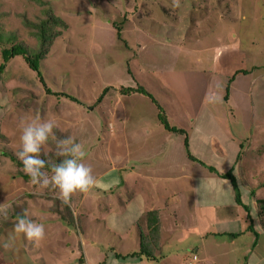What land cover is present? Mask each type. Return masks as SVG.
<instances>
[{
  "label": "rangeland",
  "instance_id": "374dc122",
  "mask_svg": "<svg viewBox=\"0 0 264 264\" xmlns=\"http://www.w3.org/2000/svg\"><path fill=\"white\" fill-rule=\"evenodd\" d=\"M46 1L67 29L37 64L38 73L16 56L0 75V204L13 202L7 219L0 217V237L11 233L7 230L17 215L27 214L44 224L45 238L39 243L20 238L26 246L1 249L2 258L11 254L10 264H15L26 254V264H68L70 255L63 244L87 237L88 242L94 241L86 246L88 264H108L110 257L121 264H188L195 250L202 264H231L233 254H221L217 243L232 226L214 225L211 217L214 221L234 218L233 212L238 211L248 222V214L237 205L233 190L223 204L214 195L199 194L201 184L225 181L199 164L230 173L240 187V201L250 212L245 193L255 195L252 187L264 181V125L255 124V115L246 109L247 104L259 103L260 97L255 91L260 88L254 83L257 74L247 76L246 70L264 64V0ZM42 9L36 0H0V64L3 48L21 45L29 54L37 50L34 29L26 22L36 23ZM115 28L120 29L119 35ZM138 88L152 97L171 126L175 113H195L189 117L192 131L207 128L213 108H219L221 115L227 108L219 139L232 134L229 147L238 150L234 163L229 162L230 152L217 155L212 150L208 140L212 135L197 143L185 131L172 134L167 142L152 137L153 120L162 128L154 105L140 94L126 92ZM33 116L53 120L57 139L71 136L83 143L85 163L94 176L117 177L119 184L108 192L74 193L68 204L54 191L32 185L15 153L20 122ZM184 138L198 163L187 159ZM138 154L148 159L140 161L146 164L140 176L137 166L144 164L133 161ZM41 158L49 165L59 163L54 142L44 147ZM226 181L223 187H231ZM256 195L264 196V189L258 188ZM65 205L74 222L72 227L60 228L54 221H61L58 215H65ZM147 207L158 213L161 223L156 263L137 255L138 227L144 226ZM38 209L44 214H38ZM57 231H69L70 236ZM230 249L238 250L239 245ZM124 256H128L125 261Z\"/></svg>",
  "mask_w": 264,
  "mask_h": 264
},
{
  "label": "clouds",
  "instance_id": "9594fccd",
  "mask_svg": "<svg viewBox=\"0 0 264 264\" xmlns=\"http://www.w3.org/2000/svg\"><path fill=\"white\" fill-rule=\"evenodd\" d=\"M53 129H56L55 122L51 119L45 120L41 116L22 119L20 122L19 150L15 155L32 185L54 191L58 199L68 204L74 193H87L92 189L108 192L119 184L117 177L97 179L92 167L85 163L87 151L84 144L76 142L71 136L57 139ZM50 141L54 142L55 155L60 160L59 163H52L50 167H46L47 162L41 158V151ZM46 168L49 170L46 171ZM227 183L225 180L219 184L215 181L201 184L199 194L202 197L214 195L216 201L223 204L229 199L232 191L230 186L223 188ZM12 208L13 202L0 204V217L7 219ZM17 236L39 243L45 238V226L35 222L27 214L17 215L11 233L7 237H0V249L12 248ZM195 256H192L190 263L193 258L197 261ZM108 264L121 262L110 257Z\"/></svg>",
  "mask_w": 264,
  "mask_h": 264
},
{
  "label": "crops",
  "instance_id": "0c3cea01",
  "mask_svg": "<svg viewBox=\"0 0 264 264\" xmlns=\"http://www.w3.org/2000/svg\"><path fill=\"white\" fill-rule=\"evenodd\" d=\"M251 43H254V42H251ZM246 71H247V76L251 75V74H257V78L255 79L254 83L257 81V83H258V85L260 87V88H258V87L255 88V91H257L260 94L259 103H255V105L247 104L248 106L246 107V109L248 108L255 115V120H256V122L254 120L255 124L260 123L261 125H264V64L262 63V65L260 67H256L255 66L253 68H249ZM242 76H244V74ZM233 81H234V79H233ZM143 97H145V96H143ZM146 99L149 100V104H153L154 105V109L153 110H155V115H156V117L158 119L159 109H158L157 103L155 101L153 102L148 97H146ZM141 101H143V100H141ZM145 102H147V101H145ZM234 102L236 103V105H239L238 101H234ZM143 105H145V104H143ZM197 106L199 107V103L194 105V107H197ZM229 106L230 107H234L235 110L237 108L239 109V106H235V105L231 106L230 104H229ZM188 108L190 109V106H188ZM254 108L259 109V111H255ZM246 109L244 111H246ZM218 110H219V108H213L212 109L211 113L209 114V122L207 123V128L206 129L200 128V131H198V130L192 131V129H194V127H191V124H190L189 117L194 116L195 113L193 115H191V116H187L185 114L182 115L181 113L180 114L175 113L173 115V120L171 122V123L174 124V126H171L170 122H168V120H167V122H168V124L171 127L176 128V129L178 128L180 131H185L187 133V136L190 135L189 139H190L191 142H192V140L193 141L197 140L196 141V143H197V142H199L198 139L208 138L207 137L208 135H212V136H210V138H208V140L210 141V144L212 145V150L213 151L216 150L217 155H219L221 153L224 154L226 152H230V155L232 156V158H231V160L229 162H230V164H232V163H234L235 158L237 157L238 150L235 147H233V148L229 147V146L233 145L232 144V139H233L232 134L228 138H226L224 140L223 139H219L220 137H222V133L220 132L219 125H220V122L222 121L221 119L226 117V116L224 117V115L226 114L227 108L224 109V113L225 114H223V115H221ZM197 111H196V113H197ZM234 111H232V112H234ZM153 113H154V111L152 112V115H153ZM241 113L242 114L244 113L243 110H242ZM155 115H154V117H155ZM165 117H166V115H165ZM166 119H167V117H166ZM153 122H154V126L151 129V133H150L152 137H156V136L162 137L165 141L168 140L170 137H172L173 133H171L169 131H166L162 125H161L162 128L158 127L156 122H155V120H153ZM249 123L252 124V120ZM208 125H210L211 127L214 126V128H210L209 129ZM223 133L227 134L228 131L225 129V130H223ZM196 143H195V145H196ZM174 145H178V144L175 143ZM226 146H227V148H226ZM136 148H137V150L139 149L138 146ZM219 149H220V151H218ZM145 151H148L147 147L145 148ZM213 154H214V152H213ZM187 159H188V157H187ZM147 160L148 159H146L144 156H142L140 154H138L137 156H135L133 158V161H135V164H144V165L137 166L138 168L141 167V169L138 172L139 176H140V174L144 173V169L142 167L146 166L145 163L140 162V161L148 162ZM190 162H192V161H190ZM201 164H203V163L200 162L199 166H201L204 169H207L205 166H202ZM146 171H147V169H146ZM130 173H131V171H130ZM183 173H186V171L183 172ZM209 175H210V173H209ZM236 177H242V176H237V174H236ZM120 178H121V176H120ZM248 179H249V177H248ZM250 179L253 180L254 178L251 177ZM252 183H254V182H252ZM263 184H264V181L261 182L260 185L256 184L255 187H252V188H255L256 189V193H257L258 188L264 189V185ZM223 188L226 189L227 187H223ZM243 191L244 192L247 191L246 186L244 187ZM256 193H255V201L250 196V195H252V193H250V194L245 193L248 196L249 200L244 202V204L245 203L249 204V208H250V213L249 214H251L250 218H251V220L253 222L252 223L253 231H249L248 230L249 224H248V222L246 220V215L242 214V213H239L238 211L237 212H235V211L233 212V217L234 218H232V217L225 218V219L219 218L217 221H214L213 215L211 217V220L213 221L214 225H215V223H218L219 225L227 224V225L232 226L229 231L226 230V231H228L227 234H224L225 232L222 234L223 235L222 237L225 236V238H222L220 240V242L217 243V244H219L218 248L221 249V251H223V253H221V254H226L227 251H229L231 254H233V262H231V264H264V230H263L264 218L261 217V215L259 213V209L257 207V204L253 203V201L256 202V199L264 200V196H262V197L260 196L259 197V196L256 195ZM84 197H86V196H82V200L83 201H85ZM128 206L132 207V202H129ZM150 210H152V207H149V208L147 207V211H150ZM210 210H211L210 208H208V209L205 208L206 212H209ZM38 211H39L38 214H41V215L44 214L42 210L38 209ZM262 213L264 215V208H263ZM238 221L244 222L243 226H241V224L238 223ZM54 223H57L60 228H63V227L66 226L61 221H59L58 218L55 219ZM52 224H53V222H52ZM7 231H12V228L10 227ZM68 232L69 231H65V232L64 231H57L58 234L62 233L63 235H66V234L69 235ZM138 232H139V227H138ZM67 235H66V237H67ZM81 235L83 237V235H84L83 232H82ZM230 235H234L235 237L237 236V237H240V238L239 239L234 238V240H232ZM20 238L21 237H19V239ZM19 239H17L15 241L14 245H13L14 249L19 250L20 248H23L24 246H26V243H24V242L21 243L22 240L21 239L19 240ZM83 239L84 240H81L79 238H74L72 241H70L68 239L67 242H65L63 244L62 248L66 249L67 252L70 255V257L68 258V261H66V263H68V264L70 263L71 264V262L75 261V264H88L87 256H86V246H88L89 244L90 245L94 244V241L93 242H91V241L88 242L87 237L86 238L84 237ZM231 245H232V247H234L236 245H239V249L238 250H231L230 249ZM11 249L12 248H10V250ZM0 251H1V249H0ZM42 252H43V249H42L41 253ZM236 252L239 253L238 256L236 255L237 258L234 257V254ZM197 253H198V250H195V251L192 252L193 256L196 255L195 257H197V264H202L203 262L200 261L199 257L197 256ZM9 255H11V254L4 255V257L2 258V255L0 254V264H10L11 262L9 260L11 258L9 257ZM19 255L20 254H18V256ZM42 256L44 257V254ZM239 256L241 258H239ZM80 258L82 260L78 261ZM234 258H236V259H234ZM30 259L33 260L31 257H30ZM44 259H45V257H44ZM26 260H27V256H26V254H24L23 258L21 259V257H19V259L16 260L15 264H26L25 263ZM42 261H44V260H42ZM190 261H191V259L188 258L187 262H190ZM44 262L47 263V259H45ZM58 262L61 263L62 260H59ZM52 264H56V261L53 262Z\"/></svg>",
  "mask_w": 264,
  "mask_h": 264
},
{
  "label": "trees",
  "instance_id": "16d2710c",
  "mask_svg": "<svg viewBox=\"0 0 264 264\" xmlns=\"http://www.w3.org/2000/svg\"><path fill=\"white\" fill-rule=\"evenodd\" d=\"M42 7V16L38 18L36 23H30L26 22V26L29 29H34V32H31L32 35L35 37L38 47L35 52L32 54H29L26 49L23 48L21 45H12L10 48H3L1 50V64H0V75L3 73L6 65L15 58L16 56H22L24 58V61L28 65V67L33 71L38 73V63L45 57V55L49 52L50 47L52 46L53 42L61 36L62 32L67 29L66 23L60 18L58 14L52 9L51 5L49 2L46 0H36ZM1 30V28H0ZM117 31V35H119V28H115ZM0 43V46H2ZM247 73V72H246ZM233 79L230 80L232 82ZM125 92V91H124ZM126 92L128 93H137L142 96L150 98L154 102L151 96H149L146 92H144L142 89H129ZM70 99H73L70 97ZM159 109V107H158ZM158 120L161 123V125L164 127L166 131H169L173 134H183L182 131L176 130V128L171 127L167 120L165 115L160 111L159 109V114H158ZM188 139L184 138L183 143L184 147L186 149V154L187 157L190 161L192 162H197L194 157H192L187 151L188 147ZM13 162H15L13 160ZM202 166H205L204 164H201ZM46 167H50L49 164L46 163ZM206 167V166H205ZM207 168V167H206ZM210 172L216 174V176L223 178L225 180H229L232 190L235 195V201L237 205L241 206L244 211L248 214L247 219H248V230L253 231V225H252V220L249 215V209L247 206H244L242 202L240 201V187L238 183L235 182V179L230 173L227 174H220L216 171H213L214 169L207 168ZM49 170L46 168V171ZM264 185V184H263ZM246 190V189H245ZM244 190V191H245ZM243 192V191H242ZM251 197H255L254 193H252ZM257 207L259 209V213L261 217L264 218V215L262 213L263 208H264V200H258L256 199ZM65 215L69 214L68 206L65 205ZM58 215V214H57ZM63 216V215H58L60 220L65 223L66 226L72 227L74 219L71 216V213L69 216ZM69 223V224H67ZM143 228L141 229L139 227V246H138V253L137 255H143L144 258L150 260V262L156 263L157 259L155 256L160 255V241H161V223H160V218L159 215L156 211L150 210L147 211L144 218H143ZM263 230H264V225H263ZM136 255V254H135ZM128 256H124L122 259L126 260ZM163 259V258H162ZM79 260H82L81 258ZM190 264V262H187Z\"/></svg>",
  "mask_w": 264,
  "mask_h": 264
},
{
  "label": "built area",
  "instance_id": "2783aa9c",
  "mask_svg": "<svg viewBox=\"0 0 264 264\" xmlns=\"http://www.w3.org/2000/svg\"><path fill=\"white\" fill-rule=\"evenodd\" d=\"M192 261H196V259H195V258H193V259H192ZM191 264H195V263H194V262H192Z\"/></svg>",
  "mask_w": 264,
  "mask_h": 264
}]
</instances>
